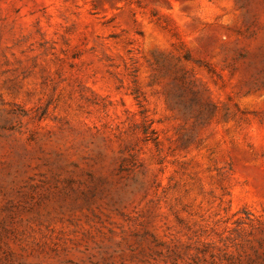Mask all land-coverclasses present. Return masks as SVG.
Wrapping results in <instances>:
<instances>
[{"label": "rangeland", "instance_id": "obj_1", "mask_svg": "<svg viewBox=\"0 0 264 264\" xmlns=\"http://www.w3.org/2000/svg\"><path fill=\"white\" fill-rule=\"evenodd\" d=\"M0 264H264V0H0Z\"/></svg>", "mask_w": 264, "mask_h": 264}]
</instances>
